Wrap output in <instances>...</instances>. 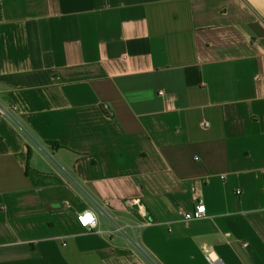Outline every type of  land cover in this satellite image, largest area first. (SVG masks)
<instances>
[{
	"label": "crops",
	"instance_id": "0c3cea01",
	"mask_svg": "<svg viewBox=\"0 0 264 264\" xmlns=\"http://www.w3.org/2000/svg\"><path fill=\"white\" fill-rule=\"evenodd\" d=\"M0 106V264H264V0H0Z\"/></svg>",
	"mask_w": 264,
	"mask_h": 264
},
{
	"label": "built area",
	"instance_id": "2783aa9c",
	"mask_svg": "<svg viewBox=\"0 0 264 264\" xmlns=\"http://www.w3.org/2000/svg\"><path fill=\"white\" fill-rule=\"evenodd\" d=\"M160 95H164V92H160ZM14 111L15 108H5L0 106V119L5 118H12L11 111ZM241 192H237L240 194ZM110 207V202L106 201L103 205H97L96 208L99 213L103 214L107 219H109L113 224V230L108 231L109 234H124L126 232V227L124 225L119 224L116 220H113L112 217L108 213V208ZM206 216V206L203 203H198L194 207L191 212L183 213V219L185 221H193V220H200ZM91 217V220L88 218ZM79 225L87 229L89 231L95 230L98 226V219L94 212L91 211H84L77 216ZM230 234H227L229 236ZM247 245L245 244V247ZM207 259L209 260L210 264H224L215 254L213 251L209 252L207 255Z\"/></svg>",
	"mask_w": 264,
	"mask_h": 264
},
{
	"label": "snow or ice",
	"instance_id": "6c2138e0",
	"mask_svg": "<svg viewBox=\"0 0 264 264\" xmlns=\"http://www.w3.org/2000/svg\"><path fill=\"white\" fill-rule=\"evenodd\" d=\"M88 219L91 220V217H89Z\"/></svg>",
	"mask_w": 264,
	"mask_h": 264
}]
</instances>
